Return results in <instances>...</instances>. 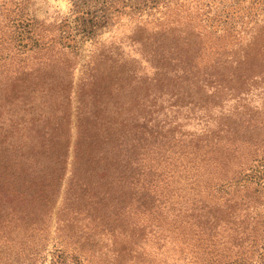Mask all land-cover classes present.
<instances>
[{
    "label": "rangeland",
    "instance_id": "374dc122",
    "mask_svg": "<svg viewBox=\"0 0 264 264\" xmlns=\"http://www.w3.org/2000/svg\"><path fill=\"white\" fill-rule=\"evenodd\" d=\"M125 1L132 3L133 10L127 5L122 14L100 23L89 37L76 32L78 48L68 49L56 38L60 36L59 24L64 18L76 29L70 11L72 1L30 0L29 11L55 37L53 48L0 61V98L14 77H22L24 66L31 73L39 66V74L45 76L49 86L46 94L37 90L18 92L9 104L0 105V133L11 138L44 135L58 142L61 136L69 145L57 202L51 218L44 220L46 231L41 236H32L26 229L24 234L14 237L16 244L8 243L4 248L0 243V264L30 261L52 264L55 217L64 196H67L65 203H70L72 191L76 190L73 182L85 181V152L107 150L113 155L118 147L119 152L125 148L141 151L146 144L152 152L154 137L161 132L169 135L168 127L177 129L191 116L192 104L185 99L200 97L205 90L190 84L186 73L182 76L186 81H176L160 73V63L152 50L157 44L171 45L157 32L162 22L199 30L200 34L191 39L197 37L207 44L230 26L232 30L225 37V46L231 45L237 50L245 43L258 42L259 47L264 46V0H169L167 5L161 2L154 7L144 6L141 0ZM254 53L244 63L247 67L236 69L235 77H230L235 83L227 85L228 95L222 97L224 105L218 108L220 114L207 127L209 132L222 131L232 148L229 160L216 164L218 169L226 168L225 175L215 179L216 183L207 190V186L200 187L201 179H195L204 176L203 171L207 169L216 171L215 165L199 168L202 174L194 179L188 174L180 183V196L166 207L169 211L160 209L145 222L129 214L126 207L120 209L123 213L113 214L110 209L116 206V199H110L104 209L109 216L103 213L105 218L101 222L92 221L87 227L75 228L77 236L88 237L81 240L87 250L83 249L86 253L77 264H264V127L261 125L264 123V69L257 62L258 58L260 63L264 62V50ZM210 60L208 56L207 62ZM33 80L32 74L29 81ZM176 101L180 104L168 107ZM201 101L204 106L212 105L203 98ZM231 118L236 122L230 123ZM190 126L196 132L203 131L200 124ZM234 130L241 132L238 140L228 141L229 133ZM145 137L149 138L147 143ZM85 139L98 144L86 145ZM225 155V152L217 154ZM155 157L163 158L158 153ZM91 164L93 171L104 170V174L114 168L109 160ZM113 182L99 184V189L114 187ZM219 184L229 192L228 196H224ZM91 187L90 184L88 189ZM234 188L237 189L233 191ZM99 196L92 195L93 200H107L96 199ZM137 196L127 197L126 205L129 206L130 200L136 201ZM120 206L119 202L117 208ZM173 218L176 228L171 226ZM96 259L98 262L94 263ZM72 260L69 258L64 264H76ZM53 261L60 263V260Z\"/></svg>",
    "mask_w": 264,
    "mask_h": 264
},
{
    "label": "trees",
    "instance_id": "16d2710c",
    "mask_svg": "<svg viewBox=\"0 0 264 264\" xmlns=\"http://www.w3.org/2000/svg\"><path fill=\"white\" fill-rule=\"evenodd\" d=\"M71 1L70 11L74 15L76 29L68 25V18H64L63 22L59 24L58 33L60 36L56 38L62 47L68 49L78 48L76 32L89 37L100 23H107L114 16L122 14L127 5L130 10H133L132 3L128 4L125 0ZM161 2L167 5L169 0L140 1L144 6L148 4L150 7L159 5ZM29 4L30 0H0V61L15 60L16 56H22L25 52L33 53L53 48L52 43L55 37L49 34L48 30L40 23L42 21L29 11ZM225 23L230 22L225 21ZM38 24L41 25L40 29H38ZM160 25L157 32L163 34L167 43L171 44L169 46L157 44L152 50L154 52L152 54L158 58L160 63V73L164 77L174 78L176 81L184 80L182 76L183 73H186L189 83L203 88L205 94L197 98L185 99L189 104H192L191 116L183 120L177 129L173 128L174 126L168 127L169 129L166 131H169V135H162L161 132L160 135L154 137L152 152L148 150L150 148L148 144L141 151L139 148L136 150L126 149L124 145L122 149L125 148V151L119 152L120 147H118L113 155L108 154L107 150L93 154L85 152L83 164L87 166L78 162L85 171L83 176L85 181L76 180L73 182L76 190L72 191L70 203H65L67 196H64L63 203L55 217L56 225L51 251L52 264H64V261L66 262L69 258L73 259L72 262L76 264L81 261L80 257L86 253L83 249L87 250L81 240L88 237L77 236L75 228L87 227L92 221L101 222L105 218H102L103 213H107L104 209H107L105 207L110 199H116V206L110 209L113 214L123 213L120 209L126 207L129 214L132 213L133 217L145 222L158 210H166V207L171 205V200L180 196V183L187 178L188 174L194 176L190 179H194L196 175L202 174L199 168L208 164L215 165L217 168L223 159L229 160V156L231 153L233 154L231 146L227 144L226 136L222 135L223 132L220 130L209 132L207 127L210 120H214L220 114L218 108L224 105L222 97L228 95L227 85L235 83V80L230 77H235L236 69L247 67L244 63L253 58L255 51L264 50L262 49L264 46L259 47L258 42L245 43L238 47L240 51L237 48L232 49L231 45L225 46V37L232 30L230 26H227L225 32L216 35V38L214 37L212 41L210 40V44H207L205 41L203 42V39L197 37H193L194 40L191 39V36L200 34L199 30L187 29L182 24H172V22H162ZM186 30L187 34H185ZM212 32L214 33V31ZM217 40L219 41L217 42ZM262 41L264 42L263 38ZM208 56L211 59L209 62H207ZM257 62L264 69V62L260 63L259 58ZM32 71V73L28 72L26 66L23 67L20 74L22 77H14L13 82L5 87L4 96L0 98V105L9 104L10 98L18 92L37 90L46 94L45 90L49 86L45 76L39 74V66ZM179 72L182 75H178ZM32 74L34 80L31 82L29 80ZM18 80L21 82L16 84ZM166 82L168 81L164 83ZM185 86L189 87L187 84ZM188 94L193 95L192 92H188ZM231 95L229 94V97ZM202 98L211 101L212 105L204 106ZM176 104L180 103L176 101L174 104H168V107L172 108ZM139 105L140 103L137 104V106ZM160 105L165 104L160 102ZM140 108H144V103L140 105ZM262 108L264 109V106ZM228 121L236 122L233 118ZM191 123H194V127L196 124L202 125L203 131L197 130L198 132H196L195 128L190 126ZM261 125L264 127V123ZM204 131H208V133ZM240 133V130L230 132L228 141L238 140ZM197 135L202 137L199 138ZM118 136L119 134H117L116 140L119 139ZM8 137L7 134L0 133L1 247L9 246L11 243L16 244L13 242L14 237L19 233L24 234L26 229H29L32 236L33 234L36 236L44 234L46 231L44 220L51 218L55 208L62 171L64 175L68 163L67 151L69 148L68 143L64 142L61 136L59 142L45 138L44 135ZM148 140V137L144 138L146 143ZM85 143L86 145L98 144L94 140H86ZM158 148L160 149L158 150ZM219 152H225L226 155L217 156ZM156 153L162 155L163 158H156ZM77 159L79 158L76 157ZM103 160H109L110 166H114V168L106 174H104V170L101 173L93 171L91 163ZM74 162L77 163V161ZM220 167L216 171L211 169L203 171L204 176L195 179H201L200 182L203 185L200 187L206 189L207 186V190H210L217 181L215 179L224 176L227 171L223 166ZM258 172L261 171L258 170ZM90 176L91 178H88ZM209 176L212 178H208ZM108 180H114L112 184L114 187L107 186L104 190L99 189L101 186L99 184H105ZM90 184L92 187L88 189ZM220 190L223 191V187ZM96 193L100 195V198L96 199L107 200L94 201L92 195ZM223 194L228 196L229 192L224 190ZM133 195H138V198L136 201L130 200V204L127 206L126 204L129 202L127 197ZM119 202L121 206L117 208ZM107 214L110 215V213ZM171 226L176 228L174 218ZM55 259L56 261L60 260V263L53 261ZM96 262H98L97 259L94 263ZM28 264H35V262L30 261Z\"/></svg>",
    "mask_w": 264,
    "mask_h": 264
}]
</instances>
